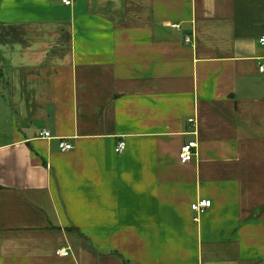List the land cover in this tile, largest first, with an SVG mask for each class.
I'll return each instance as SVG.
<instances>
[{
    "label": "crops",
    "instance_id": "0c3cea01",
    "mask_svg": "<svg viewBox=\"0 0 264 264\" xmlns=\"http://www.w3.org/2000/svg\"><path fill=\"white\" fill-rule=\"evenodd\" d=\"M72 1L0 0V264H264V0Z\"/></svg>",
    "mask_w": 264,
    "mask_h": 264
},
{
    "label": "built area",
    "instance_id": "2783aa9c",
    "mask_svg": "<svg viewBox=\"0 0 264 264\" xmlns=\"http://www.w3.org/2000/svg\"><path fill=\"white\" fill-rule=\"evenodd\" d=\"M62 2H64L66 6L73 4L72 0H62ZM261 43L264 44V38H261ZM257 67H258L259 73L262 76H264V62L259 63ZM190 123H194V120L191 119ZM42 136L43 137L45 136L46 139L52 138L51 132L47 130L44 131ZM59 145H60L61 151L63 152L72 151L75 148L74 144H71L70 141L65 140V139L62 140ZM197 147H198L197 141L187 142V144L181 147L179 156H180V161L182 164H188L189 162L193 161L194 158H196L197 152H195V149H197ZM125 149H126V143L124 141H120L116 148V152L119 154H122L125 151ZM211 206H212L211 200L203 199V200H199L196 203L192 204L191 209L193 210V212L197 213L199 216L203 214V211L210 208ZM57 255L60 257L61 256L65 257V256H69L70 252L68 249L62 248L61 250H58Z\"/></svg>",
    "mask_w": 264,
    "mask_h": 264
}]
</instances>
